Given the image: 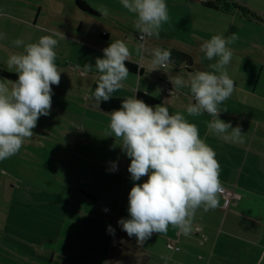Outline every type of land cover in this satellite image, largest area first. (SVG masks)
Listing matches in <instances>:
<instances>
[{"label": "crops", "instance_id": "0c3cea01", "mask_svg": "<svg viewBox=\"0 0 264 264\" xmlns=\"http://www.w3.org/2000/svg\"><path fill=\"white\" fill-rule=\"evenodd\" d=\"M84 1L96 12L97 15L93 16L102 17L99 13V6H105L104 0L94 4L88 0ZM249 8L257 10L261 16L264 13V10L258 6ZM212 11L209 18L212 22H220L218 27H224L226 24L232 26L229 28L228 36L239 27L264 26V21L261 24H254L237 15H225L215 9ZM35 24L36 22L31 25L25 23L24 27L30 26L35 30H42L45 32L44 34L57 29L56 24L34 28ZM79 25L81 26L80 23ZM118 25L122 26V24ZM114 28L116 31L114 39L123 40L127 45L132 42L128 33L122 28L116 25ZM124 28L130 29L129 26H124ZM164 29L165 27L162 26L161 32ZM67 32L68 36H66V31L61 32L65 38L79 39L73 35V29H67ZM138 33L134 32L137 41ZM122 36L124 39H121ZM102 37H98L102 43L109 42L108 33L104 36L105 38ZM57 39L61 38L57 37ZM91 39H93L92 45L78 44L74 47L79 50V54L86 50L89 51L90 58H103V52H99V48H97L101 47L99 41L93 35H91ZM169 39L164 37L152 39L150 37L145 41L143 47L140 43L142 59L147 57V66H144L145 62L138 61L137 56L131 50L130 60L126 62L137 65L138 73L128 70L129 74H137V91L156 98L159 101L158 105L165 103L170 114L181 112L190 123L197 125L200 137L216 153V159L220 164V180L224 189L234 193L232 204L224 209L225 200L221 195L217 209L207 213L202 210L198 211L192 231L187 236L169 227L166 235L153 234L142 245L137 244L135 237H128L117 222L121 218H129L127 212L128 193L134 183L146 182L147 176L142 177L139 181L131 180L130 174L127 172L130 159L122 152L119 144L114 142V138L105 136V130L110 122L109 114L113 111L104 112L99 109L97 103L91 98L96 81H89L88 88H86L88 90L87 102L82 107L86 109L83 123L85 124L88 120V106L101 112V117H97L95 114V117L87 122L89 128L81 132V122L77 113L65 114L67 121L71 124L70 127L74 128L77 135L75 137H78L69 145H80L79 151L70 152L69 157L60 155L59 160L54 162L52 161L57 156L51 154L52 159L50 162H45L43 173L29 166L22 170L24 177L19 174L23 179H27L35 185V187L31 185L25 187L23 193L25 200H21L23 203L21 205L27 208L31 207L30 218L38 219V223L46 222L50 232L43 234L44 236L40 238L48 244H35L31 240L33 236H29V234L26 235V240L23 242L17 239L18 236L14 234V242L19 243L25 249L20 252L15 248L11 255L16 254L19 259H24L30 264H38V261H45L46 264H49L54 260L56 262L61 260L60 263L63 264H65L64 261L71 264H104V262H108V264H264V92L259 91L257 94L256 86H238L239 79L237 77L235 80L233 79L235 90L232 96L220 105L221 111L226 110V112H221L219 119L230 122L233 127L239 125L241 133L245 134L244 142L234 144L208 134L207 123L213 118L207 114L197 117L188 116L185 109L192 102L188 89L182 88L178 92L174 90L170 95L173 86L169 79L175 75L184 76L187 72L209 71V61L203 59L204 54L193 48L196 52H200L199 57L195 59L190 48L185 46L183 51L192 57L191 66L194 65L193 68L186 64H180L178 66L169 65L168 68L161 70L152 71L150 69L149 60L151 57L145 49L160 47L169 50L175 48ZM61 41L62 43L66 42L61 39L59 47ZM248 42L243 45L247 47L255 45L253 40ZM232 45L237 46V51L242 46V44L239 46V38ZM73 52L74 49L71 53ZM86 57L87 55L77 56L80 61H85ZM62 63L65 67V60L64 62L62 60ZM181 67H184L185 70H180ZM67 72L78 77L84 76L69 68ZM134 78L136 79V77ZM135 79L128 77L124 82L123 90H133V95L130 97L136 95ZM79 91H81V87H79ZM111 98L127 99L128 97L117 91ZM257 99L261 104L255 102ZM256 111L261 114H257ZM47 117L52 118L50 115ZM42 120L49 122L47 119ZM40 129L41 131L38 132L41 136L51 133L50 128L46 129L41 126ZM20 157L14 155L7 160L0 161V199L4 202L6 200L13 202L19 198L10 189L11 186L9 188L13 178L11 179L7 174L17 173L15 167L18 164L17 159ZM113 164L116 166L114 171L110 170ZM40 166L42 165L40 164ZM28 192L33 198L29 197ZM3 208L6 210L7 205H4ZM105 208L108 209L107 212L104 211ZM9 213L10 211H7L6 214L5 212L4 214L0 213V222L4 223V226L0 225V230L12 227V231L16 233L18 226L16 222L10 221ZM109 226L114 230V233H109ZM30 233H32L31 230ZM36 237L39 238V236ZM20 239L22 238L20 237ZM170 239L175 240V245L179 250L167 248ZM3 240L8 243L5 239ZM6 243L0 244V256H2L0 260L5 261L6 264L17 262L9 257L10 250L6 251L10 245L2 248V245ZM58 243L64 252L58 250ZM70 255H73L74 259ZM161 256H168L170 259L165 262Z\"/></svg>", "mask_w": 264, "mask_h": 264}, {"label": "clouds", "instance_id": "9594fccd", "mask_svg": "<svg viewBox=\"0 0 264 264\" xmlns=\"http://www.w3.org/2000/svg\"><path fill=\"white\" fill-rule=\"evenodd\" d=\"M121 6L135 19L133 27L144 40L160 37L162 26L169 20L165 0H120ZM99 13L108 16L109 9L99 6ZM57 37L64 39L57 29L41 36L36 42L23 39L11 41L20 52L11 53L7 68L17 75L15 81L0 79V161L18 154L33 138V129L41 116L50 114L52 86H58L61 71L57 68L55 51ZM6 39L0 33V40ZM238 39L236 33L227 38L213 35L200 45L209 71L187 72L184 76L169 77L173 91L188 89L191 97L185 109L188 116L203 114L213 119L207 123L208 134L226 142L242 144L245 134L239 125L219 119L220 105L228 100L235 81L229 76L228 66L233 50L228 46ZM153 70L173 65L171 52L156 47L145 49ZM103 58H96L94 66L77 64L82 75L93 70L97 74L92 99L99 105L125 87L129 77L125 62L131 51L123 40H115L102 50ZM105 136L114 138L122 152L130 159L127 172L132 181L147 176L144 183H134L128 193V216L117 223L128 237H135L142 245L153 234L166 235L169 227L189 235L198 211L207 213L219 207L224 192L220 180V164L215 151L200 137L196 124L190 123L181 112L170 114L164 104L150 107L144 101L129 97L123 99L119 110L110 114ZM115 164L110 170L114 171ZM105 212L108 209H104ZM109 233L114 230L109 226ZM167 262L170 257L161 256ZM108 264V262H104Z\"/></svg>", "mask_w": 264, "mask_h": 264}, {"label": "rangeland", "instance_id": "374dc122", "mask_svg": "<svg viewBox=\"0 0 264 264\" xmlns=\"http://www.w3.org/2000/svg\"><path fill=\"white\" fill-rule=\"evenodd\" d=\"M88 1L91 2V4H94L95 2H99L100 0ZM104 1L105 7L109 9L110 14L106 17H96L93 16V14L83 13L77 9L75 4L71 0H0V33L6 34V39L0 40L1 69L10 71L7 68L6 64L9 55L11 53L20 52L23 50L22 48L14 47L11 43L12 40L19 38L23 39L25 43H33L36 42L41 36L52 34V31H48V34H44L45 32H42V30H35L30 26L24 27L25 23L31 25L36 22V24L33 26L34 28L56 24V28L60 32L66 31V36H68L67 29H73V35L79 38L77 40H69L64 37V41L66 42L62 43L61 41L60 47L59 45H57L55 49L57 53L56 65L62 73L59 85H53L52 89V104L49 114L52 118L41 116L38 119L37 126L32 130L34 133L32 140L25 143L18 154H16L18 157L21 156L19 159H17L18 164L17 167H15L17 173L7 174L8 177H10L11 179L13 178V181H11V185H9V188L11 186L10 189L16 196H19V198H17V200L13 202H8V200L4 202L0 199V207L2 208L0 210V213L4 214L5 212L6 214L7 211H10V221L16 222L18 229L16 230V233L12 231V227L10 229L9 227H7L5 230H0V244L6 243L3 239L8 242L2 245V248L6 245H10V248L6 249V251L10 250V253L8 255L10 258L17 261H13L15 264H18L20 262H22L23 264L30 263L26 262L24 259H19L16 254L11 255L15 248L19 249L20 252H23V249H25V247H23L19 243L14 242V234L18 236L17 239L23 242L24 240H26V235L29 234V236H33L31 237V240L32 242L34 241L35 244L47 245L48 243H46L40 237H43V234L50 232V229L47 227L45 221H40L38 223V219L33 217L30 218V206L27 208L24 205H21L23 204L21 200H25V197L23 195V193L25 192V187L27 185L35 187V185L29 182V180L23 179L21 177H24V173L22 172V170L25 169V167L30 166L33 167L34 170L43 173L45 170V162H50L52 159L51 154L57 156L52 161L54 162L56 160H59L58 157L60 155L69 157L70 152L79 151L80 145H69L70 142L74 141L78 137H75L76 134L74 128L72 129L70 127L71 124L67 121L65 114L67 115L68 113L72 112L77 113L78 118L81 122V132L82 130L89 128L87 122L94 118L95 114L97 115V117H101V112L94 110L92 106H88V120L85 124L83 123L86 109H83L82 107L87 102L86 98L88 90L86 88H88L89 81L95 82L97 80V74L93 70L92 72L82 77H78L75 74H69L67 72V69L69 68L71 71L81 74V71L76 67L77 64L81 67H83L85 64H91L92 66H94L95 64V59L89 57V51L84 50L79 54V50H77L74 46L78 44L92 45L93 39H91V35H93L101 45V47H97L99 48L98 51L101 52L104 48L108 47L111 42L116 40L114 39V34L116 32L114 27L116 25L122 28L123 31L128 33V37L132 39V42L128 43L130 51L132 50L134 52V55L137 56L138 61L141 60L145 62L144 66L146 65L147 57L145 56L142 59L143 54L141 51L140 42L136 40V37H134V32H138L133 27V21L135 19L134 15L129 13L121 6L120 0ZM229 1L239 4L243 3L247 6H249L250 4L251 7L258 6L264 10V0ZM165 2L168 5L169 20L163 25L165 29L160 33V37L170 38L169 41H171V45L175 46L176 50L185 52L183 50L186 48L185 46H188L191 50L192 55L196 59V57H199L200 55V52H196V50L200 49V45L205 40H208L213 35L217 34L224 35L225 38L228 37L229 28H231L232 26L226 24L224 25V27H218L220 22H212L209 18V15L213 11L212 9H207L205 6H203L202 3L204 2H202L201 0H165ZM68 6H70L71 8H69ZM252 10L257 13V10L253 8ZM262 18L264 20V13L262 14ZM79 23L81 24V26L79 25ZM118 24H122V26ZM123 24L125 27L129 26L130 29L126 30ZM77 28H80V30H77ZM263 28L264 26L258 27L254 25L248 26V28H236L234 30V33L238 35L239 46L241 44L242 46L239 47V51H237L236 45H228L233 50V58L230 65L228 66L229 76L234 80L236 77L239 79L238 86H256L257 88L255 92H257V94H259V91L264 92ZM44 31L47 30L44 29ZM101 32L105 33L102 34ZM106 33H108L110 36L109 42L102 43L98 37L101 38L100 34L104 35ZM121 39H124V37L122 36ZM152 39H154V37H152ZM60 40H58V44L60 43ZM249 40H253L255 45H253L252 47L244 46L243 44H245ZM175 48L173 47V49ZM193 48H195L196 50ZM72 49H74L73 53H71ZM78 55H87V57L85 61H80L77 58ZM62 60L63 62L64 60L66 62L65 67L63 66ZM213 62L214 61H209V63ZM193 66L190 67L193 68ZM150 69H152V67H150ZM180 70L184 71L185 68L181 67ZM129 77H131V79H135L134 77H136L134 90L137 92V74H129ZM157 82L160 83L159 81ZM79 87H81V91H79ZM119 91L121 92V94L126 95L128 98L133 95V90L128 91V89H121ZM255 102L257 104H261L258 103V99ZM62 109H64L65 111H63ZM256 113L261 114V112L259 111H256ZM41 118L47 119L49 122L44 121ZM41 126L46 129L50 128L51 133L47 136H41L38 132L41 131ZM40 164L42 166H40ZM19 174L21 176H19ZM28 195L30 198H33L29 192ZM4 205H7L6 210H4L3 208ZM0 225L4 226V223L0 222ZM25 226L26 229L24 230ZM20 228H22L23 230H21ZM30 230L32 233H30ZM36 236H39V238ZM20 237L22 239H20ZM61 248L62 246L58 243V250L64 252V250H61ZM14 252L16 253V251ZM70 256H72V258L74 259L73 255ZM0 259H2V256H0ZM13 262L9 263L14 264ZM54 262L49 264H63L60 263L61 260H59V262H56L54 260ZM37 263L46 264L45 261H38ZM64 263L71 264L67 261H64ZM0 264L6 263L5 261L0 260Z\"/></svg>", "mask_w": 264, "mask_h": 264}, {"label": "trees", "instance_id": "16d2710c", "mask_svg": "<svg viewBox=\"0 0 264 264\" xmlns=\"http://www.w3.org/2000/svg\"><path fill=\"white\" fill-rule=\"evenodd\" d=\"M71 1L75 4L77 9L80 10L81 12L96 15L93 9L84 0H71ZM202 2H204L202 4L206 8L219 10L225 15H232V14L237 15L238 17L243 18L244 20L248 22H254V23H263L264 21L262 16L258 12L256 13L254 10H252L248 6L241 4V3L239 4V3H235L229 0H209V1L206 0ZM105 35L106 34L101 35L103 36L102 38H105L104 37ZM125 66L127 67L129 71L138 73L137 65H134L133 63L125 62ZM0 78L15 81L17 79V75L13 72L0 69ZM52 89H53V86H52ZM135 98L144 101L150 107L156 106L159 104V101L156 98L152 97L151 95L147 93L141 92V91L136 92ZM123 99H126V98H111L107 102H104V101L100 102L98 107L100 110L104 112L115 111V110L120 109Z\"/></svg>", "mask_w": 264, "mask_h": 264}, {"label": "built area", "instance_id": "2783aa9c", "mask_svg": "<svg viewBox=\"0 0 264 264\" xmlns=\"http://www.w3.org/2000/svg\"><path fill=\"white\" fill-rule=\"evenodd\" d=\"M140 35H141L140 33L137 34V39L142 44V47H143V45L145 44V41L148 38H145L144 40H142L140 38ZM221 195L225 200L223 208L227 209L232 204V201L234 200V193L230 190L224 189V192ZM167 248L169 250H179V248L175 245V240H172V239H170L169 242L167 243Z\"/></svg>", "mask_w": 264, "mask_h": 264}, {"label": "water", "instance_id": "95a60500", "mask_svg": "<svg viewBox=\"0 0 264 264\" xmlns=\"http://www.w3.org/2000/svg\"><path fill=\"white\" fill-rule=\"evenodd\" d=\"M169 51L171 52V59L173 61V65H192V57L188 53L176 49H169Z\"/></svg>", "mask_w": 264, "mask_h": 264}]
</instances>
